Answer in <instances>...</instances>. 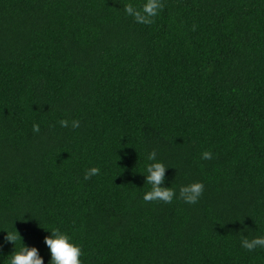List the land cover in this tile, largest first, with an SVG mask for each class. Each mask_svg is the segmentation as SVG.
<instances>
[{"label": "trees", "instance_id": "obj_1", "mask_svg": "<svg viewBox=\"0 0 264 264\" xmlns=\"http://www.w3.org/2000/svg\"><path fill=\"white\" fill-rule=\"evenodd\" d=\"M129 3L0 0V264H49L55 228L81 264H264L241 246L264 236V0ZM153 162L171 203L143 200Z\"/></svg>", "mask_w": 264, "mask_h": 264}, {"label": "clouds", "instance_id": "obj_2", "mask_svg": "<svg viewBox=\"0 0 264 264\" xmlns=\"http://www.w3.org/2000/svg\"><path fill=\"white\" fill-rule=\"evenodd\" d=\"M164 9L162 0H146V3L141 7H134L132 4L124 6L125 13L134 18L140 24H152L154 18ZM61 127H68L67 120L59 121ZM73 128H78L80 122L73 120L71 122ZM38 124H33V132H39ZM156 152L153 150L148 155V160L156 161ZM213 158L211 151H204L201 154V159L210 160ZM166 166L162 162H153L146 166V183L151 184V190L146 192L143 196L145 202H163L171 203L176 196L175 191L170 188H164L160 185L164 180V173ZM99 169L92 167L87 170L84 176L85 180L97 175ZM204 190V185L201 182H195L187 186H182L180 189V198L186 203H196ZM52 235L45 239V242L51 253V260L49 264H81V256L83 255L81 247L71 242L70 237L63 233L59 228L51 230ZM6 239L15 244L18 239H22L18 232L8 233ZM241 246L248 251H254L256 248H264V236L256 237L251 240L243 239ZM10 264H44L43 258L38 255V250L33 247L29 249L23 244L19 251H14Z\"/></svg>", "mask_w": 264, "mask_h": 264}]
</instances>
